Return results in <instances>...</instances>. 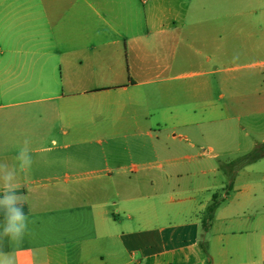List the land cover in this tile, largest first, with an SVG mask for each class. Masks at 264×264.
<instances>
[{"label": "crops", "instance_id": "1", "mask_svg": "<svg viewBox=\"0 0 264 264\" xmlns=\"http://www.w3.org/2000/svg\"><path fill=\"white\" fill-rule=\"evenodd\" d=\"M261 115L264 0H0V161L25 138L35 161L29 234L0 247L17 264H264V159L203 225L225 147L263 143Z\"/></svg>", "mask_w": 264, "mask_h": 264}, {"label": "clouds", "instance_id": "2", "mask_svg": "<svg viewBox=\"0 0 264 264\" xmlns=\"http://www.w3.org/2000/svg\"><path fill=\"white\" fill-rule=\"evenodd\" d=\"M30 140L25 138L12 162L0 161V213L3 222L0 223V243L7 241L10 247L19 246L29 234V216L24 211L26 197L18 194L21 187L19 178L27 176L33 167ZM48 163V161H45ZM0 264H17L12 251H4L0 247Z\"/></svg>", "mask_w": 264, "mask_h": 264}, {"label": "trees", "instance_id": "3", "mask_svg": "<svg viewBox=\"0 0 264 264\" xmlns=\"http://www.w3.org/2000/svg\"><path fill=\"white\" fill-rule=\"evenodd\" d=\"M264 158V142L258 144L255 149L249 154L239 157L238 159L224 164L222 167L223 172L229 178V183L223 189V193H215L212 198L211 204L207 208L206 218L203 225L207 226L208 223L214 218V214L219 206L226 200V197L233 190L234 181L237 173L244 167L251 165Z\"/></svg>", "mask_w": 264, "mask_h": 264}, {"label": "rangeland", "instance_id": "4", "mask_svg": "<svg viewBox=\"0 0 264 264\" xmlns=\"http://www.w3.org/2000/svg\"><path fill=\"white\" fill-rule=\"evenodd\" d=\"M247 62H245V61H237L236 62V64L237 65H239V66H241V65H243V64H246ZM232 64H234V63H232ZM234 65H232V67H233ZM246 67H242V68H240L239 67V69H235V70H232V72H235V73H244V72H246V69H245ZM259 119H260V122L262 123V125L264 126V115H261L260 117H259ZM264 131V130H263ZM253 132H257V133H253V136H255L256 134L257 135H259L258 134V132H262V129L261 130H256L255 129V131H253ZM261 135V134H260ZM258 144H261V143H258ZM257 144V145H258ZM257 145H253V146H251L249 149H244V151H237V148H238V145H235V144H232V146H230V145H228L227 147H225V150H226V154L225 155H223L222 156V162H223V165L224 164H227V163H230V162H232V161H234V160H236V159H238L239 157H243V156H245V155H247V154H249L250 152H252L254 149H255V147L257 146ZM183 146H184V148L185 147H187L185 144H183ZM243 148H245V147H243ZM127 156V154H122V153H115V154H109V157H111V161L113 162V160L114 161H116V162H125V163H127V162H129V160H130V157H126ZM264 159V158H263ZM262 160V159H261ZM224 173V172H223ZM225 174V173H224Z\"/></svg>", "mask_w": 264, "mask_h": 264}]
</instances>
